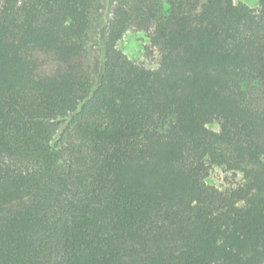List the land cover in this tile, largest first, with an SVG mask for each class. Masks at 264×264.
Listing matches in <instances>:
<instances>
[{
    "label": "trees",
    "instance_id": "obj_1",
    "mask_svg": "<svg viewBox=\"0 0 264 264\" xmlns=\"http://www.w3.org/2000/svg\"><path fill=\"white\" fill-rule=\"evenodd\" d=\"M257 2L0 0V264H264Z\"/></svg>",
    "mask_w": 264,
    "mask_h": 264
},
{
    "label": "rangeland",
    "instance_id": "obj_2",
    "mask_svg": "<svg viewBox=\"0 0 264 264\" xmlns=\"http://www.w3.org/2000/svg\"><path fill=\"white\" fill-rule=\"evenodd\" d=\"M205 2V0H201ZM235 4H245L253 10L258 9L257 0H234ZM121 50L134 62L148 69H155L160 56L152 48L147 35L143 33H128L119 44ZM214 131H218V126H210Z\"/></svg>",
    "mask_w": 264,
    "mask_h": 264
}]
</instances>
